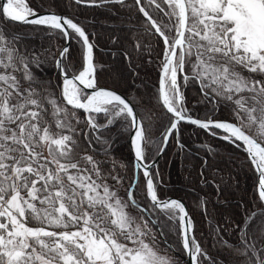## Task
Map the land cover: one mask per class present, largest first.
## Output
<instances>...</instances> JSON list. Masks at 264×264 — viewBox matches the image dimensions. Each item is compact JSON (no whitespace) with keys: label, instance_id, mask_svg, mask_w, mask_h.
I'll return each mask as SVG.
<instances>
[{"label":"snow or ice","instance_id":"obj_1","mask_svg":"<svg viewBox=\"0 0 264 264\" xmlns=\"http://www.w3.org/2000/svg\"><path fill=\"white\" fill-rule=\"evenodd\" d=\"M74 3L127 10L137 24L123 58L134 68V55L147 53L151 63L155 52L158 87L147 101L101 87L97 45L84 24L58 14L50 0L39 9L0 0V264H177L161 254L171 250L170 235L190 264H264V0ZM73 39L82 46L75 62ZM190 87L203 119L188 107ZM183 126L232 145L257 175L258 203L238 205L239 219L212 229L215 255L197 240L185 205L159 195L156 157L173 141L185 150ZM124 133L128 176L129 165L113 155Z\"/></svg>","mask_w":264,"mask_h":264},{"label":"trees","instance_id":"obj_2","mask_svg":"<svg viewBox=\"0 0 264 264\" xmlns=\"http://www.w3.org/2000/svg\"><path fill=\"white\" fill-rule=\"evenodd\" d=\"M26 2L31 7L39 9L44 0H26ZM50 2L54 4L58 13L68 15L86 26L91 39L97 45L94 55L96 63L102 66L97 69L101 85L113 87L122 94L127 90V95L137 99L143 97L146 101L156 92L160 75L156 53L151 54V63L148 62L147 53L144 54L143 60L134 55V68H129V62L123 58V49L128 47L132 35L129 29L133 24H137L135 19H131L127 10L120 9L119 6L105 8L77 6L74 0H50ZM128 2L131 3V0ZM130 19L131 23H129ZM18 31L27 33L30 38L34 35L26 26H22ZM114 38L118 43L112 42ZM54 43L62 46L64 40H57ZM69 44L74 62L78 61L82 47L80 42L73 39ZM48 75H52V72L49 71ZM186 95L188 107L193 110L192 114L203 119L206 109L203 105L196 104L197 89L195 87L186 89ZM152 103L154 104L155 101L153 100ZM163 123L164 118L161 116L152 128L153 140L156 144L159 143ZM113 131L115 132V129ZM126 135L127 133H124L116 138L113 155L118 161L129 165L128 172L124 173L128 176L131 175L132 155L128 149V141L124 138ZM182 136L186 145L183 152L173 141L158 159L157 165L163 174L159 195L161 198L173 195L184 200L195 225L194 234L197 240L209 250L211 255H215L218 248L211 235L212 229L239 219L243 215L244 208L238 205H246L251 209L258 203V200L254 199L257 194L253 171L243 166V153L227 142L209 136L204 130L195 126H183ZM205 144L211 147V153L201 147ZM155 146L153 145V148ZM153 148L149 149L150 154ZM205 160L208 161V166L201 167ZM201 172L204 173L203 177L200 175ZM205 179L207 182H203ZM125 183L127 184V180ZM119 194L126 197L125 189L122 188ZM141 195L138 191L137 198L139 199ZM201 198L207 202L206 205H200ZM224 235L229 236L230 233L226 232ZM169 243L172 247L166 253L170 254L177 264H186L183 261L185 253L178 246L175 235L169 236ZM164 247L166 246L161 244V248Z\"/></svg>","mask_w":264,"mask_h":264},{"label":"bare ground","instance_id":"obj_3","mask_svg":"<svg viewBox=\"0 0 264 264\" xmlns=\"http://www.w3.org/2000/svg\"><path fill=\"white\" fill-rule=\"evenodd\" d=\"M62 14V13H61ZM65 16H68V15H65ZM69 17V16H68ZM64 43H65V41H64ZM63 43V44H64ZM63 44H62V46H63ZM68 44H69V42H68ZM70 45V44H69ZM68 45V46H69ZM159 81V80H158ZM200 118V117H199ZM202 119V118H201ZM128 149H129V147H128ZM162 154H160V156H161ZM159 156V157H160ZM159 157H158V159H159ZM157 162H158V160H157ZM156 162V163H157ZM253 175H254V186H255V190H256V179H257V175H256V173H254L253 172ZM257 194V193H256ZM171 196H173V195H171ZM171 196H167V197H171ZM173 197H176V196H173ZM163 198H166V197H163ZM176 198H178V197H176ZM179 200H181L180 198H178ZM181 201H183L184 202V200H181ZM184 204H185V202H184ZM185 206H186V204H185ZM186 210H187V207H186ZM188 214H189V216H190V213H189V210H188ZM183 261H185L186 262V264H187V256H186V253H185V255H184V257H183Z\"/></svg>","mask_w":264,"mask_h":264},{"label":"water","instance_id":"obj_4","mask_svg":"<svg viewBox=\"0 0 264 264\" xmlns=\"http://www.w3.org/2000/svg\"><path fill=\"white\" fill-rule=\"evenodd\" d=\"M58 13V12H57ZM58 14H60V15H62V16H65L64 14H61V13H58ZM69 45V44H68ZM63 46H65V43L63 44ZM101 87H108V86H103V85H101ZM111 88V87H110ZM113 88V87H112ZM116 91H118L117 89H116ZM118 92H120V91H118ZM128 147H129V149H130V146H129V142H128ZM160 156V155H159ZM158 156V157H159ZM158 157H156V162H157V160H158ZM256 184H257V179H256ZM161 199H178V198H176V197H173V196H171V197H166V198H161ZM179 200V199H178ZM181 201V200H180ZM183 204H184V202L183 201H181ZM185 205V204H184ZM186 207V206H185ZM187 212H188V210H187ZM186 256H187V254H186ZM187 264H190V261H189V258H188V256H187Z\"/></svg>","mask_w":264,"mask_h":264},{"label":"rangeland","instance_id":"obj_5","mask_svg":"<svg viewBox=\"0 0 264 264\" xmlns=\"http://www.w3.org/2000/svg\"><path fill=\"white\" fill-rule=\"evenodd\" d=\"M138 175V174H137ZM125 192H126V190H125ZM126 195H127V193H126ZM162 255H166V256H168V257H171L172 258V256L170 255V254H167V253H165V252H162L161 253Z\"/></svg>","mask_w":264,"mask_h":264}]
</instances>
